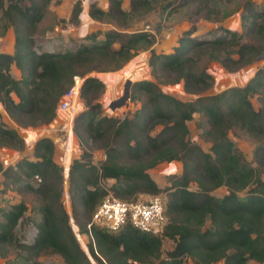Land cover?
<instances>
[{"label": "trees", "instance_id": "16d2710c", "mask_svg": "<svg viewBox=\"0 0 264 264\" xmlns=\"http://www.w3.org/2000/svg\"><path fill=\"white\" fill-rule=\"evenodd\" d=\"M122 1L108 0L106 11L92 2L88 15L93 20L108 18L120 23V19L142 16L153 8V0H130L127 12ZM197 1L201 8L218 14L208 6L213 0ZM50 3L0 0V26L3 31L11 26L14 32L13 53H0V103L19 126L46 124L55 117L73 76H80V97L88 109L76 121L84 124L90 140L101 141L98 147L103 148L105 158L98 164L92 162L89 139L82 138L75 123L82 154L68 169L71 215L63 204V169L53 159L50 138L35 142V160L21 158L8 167L0 162L5 183L31 193L40 215L33 242L21 243L15 229L26 212L25 202L0 207V256L15 245L25 253L23 264H45L37 257L46 251L59 254L65 264H92L73 235L69 224L72 217L81 235L89 237L88 251L99 264L264 262V68L257 69L244 86L206 94L215 80L207 71V63H201L206 56L227 70L251 64L264 51V7L251 0L243 3L240 20L246 40L241 32L226 28L195 37L193 24L183 31L172 52L150 49L148 65L155 81L142 79L132 84L131 99L139 101L140 107L120 119L91 111L104 83L90 74L120 69L142 44L150 47L154 36L148 31L111 29L87 34L75 50L37 51L34 32ZM81 10L77 0L71 8V23L79 22ZM210 13H205L208 19H212ZM12 64L20 70V79L10 74ZM179 83L196 98L185 101L161 88V84ZM257 93L263 98L255 109L250 97ZM196 112L209 124L204 131V139L211 143L208 152L188 137L187 122ZM156 126L161 129L152 134ZM235 128L257 141L253 156L259 167L253 166L229 139L228 131ZM0 147L21 150L24 141L15 129L0 123ZM165 162H180L182 172L171 175L169 184L159 187L148 170ZM107 180L114 181L108 188L102 185ZM191 183L196 184V190L190 189ZM220 187L227 193L216 197L212 192ZM241 191L246 195L239 196ZM109 196L127 204L159 197L163 203L159 231L139 230L130 217L115 229L95 222L96 211ZM164 239L172 240L174 246L161 258Z\"/></svg>", "mask_w": 264, "mask_h": 264}, {"label": "rangeland", "instance_id": "374dc122", "mask_svg": "<svg viewBox=\"0 0 264 264\" xmlns=\"http://www.w3.org/2000/svg\"><path fill=\"white\" fill-rule=\"evenodd\" d=\"M6 1L8 0H5V2ZM76 1L77 0H51L47 13L37 25L34 32L35 48L37 51L64 52L67 50H75L81 43L85 42L84 37L87 34L97 31L104 33L111 29L124 32L148 31L154 36V43L150 47L142 44L137 50L136 55L120 69L109 73L92 72L90 74L104 83L103 92L93 101V104H97L95 108L92 107L91 109L95 114L122 119L125 115L139 108L140 102H133L131 99V86L135 81L142 79L155 81L148 65L150 49H153L157 53L172 52L183 31L189 29L193 24L196 26V32L193 34L195 37H203L215 29L226 28L241 32L244 36V40L247 39L246 34L242 30L240 20L242 6L246 0H233L231 2L220 0L210 1L208 6L216 10L218 14L210 13L205 7L201 8V3L197 0H153V8L151 11L142 16L133 14L126 20L124 18L120 19V23H116L108 18L103 21L90 19L88 15L89 5L92 2H95L101 8L105 6V3L108 2V0H80L82 7L81 12H83L81 18L79 16V22L73 24L70 22L69 18L71 8ZM251 1H253L259 8L264 7V0ZM166 4L171 5L167 7ZM164 5H166V7H163ZM122 7L128 12L130 9V0H123ZM107 9L108 7L106 10ZM205 13H210L212 19H208L205 16ZM216 17L218 18L213 20ZM123 23L125 25H123ZM13 51L14 32L12 27L9 26L3 31L2 26H0V53L12 54ZM201 63H207V71L215 80L213 86L206 91V94H215L228 87L244 86L248 80L253 77L257 69L264 68V51L259 54L251 64L237 70H227L215 61H208L206 56H202ZM10 74L16 79L21 78V72L14 64L10 67ZM128 80H131L129 95L128 98L121 101V98L124 96V86ZM161 88L164 92L185 101H192L196 98V95L188 94L184 91L182 83L161 84ZM262 98V93H257L250 97V101L255 109H258L261 106ZM87 109L88 107L86 106L85 101L79 94L74 107L67 109V111H69L68 113H60L57 118L55 115V117L46 124L35 127H23L19 126L8 116L3 105L0 103V123L6 128L15 129L24 141V147L21 150L0 147V162L4 167H8L10 165H15L21 158L35 160L33 154L35 142L43 137L50 138L54 144L53 159L63 169V204L70 215L71 207L68 193V169L72 161L79 158L82 154V144L75 134L74 126L76 123L83 139H89L84 124L81 125L80 122L76 121V118ZM55 118L57 122H54ZM187 125L189 128L188 137L190 141L198 144L204 151L208 152L211 143L204 139V131L209 126L205 116L196 112L193 114L192 119L187 122ZM160 129L161 126H156L154 131H152V134L158 132ZM30 130H35L37 135L32 134ZM228 137L233 141L235 146L242 151L245 158L253 166L257 167L258 164L253 156L257 141L251 138L246 132L237 128L230 129L228 131ZM67 141L69 142V147H67ZM87 142L88 146L92 147V162L98 164L103 161L105 158L104 150L103 148L98 147L100 146L101 141L99 139H89ZM65 149L68 150L66 162L73 157L70 163H68L69 165L66 166L63 164L64 161L62 160ZM168 164L169 163L166 162L163 163V165L159 164L156 167L150 168L148 171L152 174L156 173L161 177L160 174H162L161 172L165 169L163 167ZM176 164L179 166V168L176 169V172L174 165L169 166L174 173L166 175V185L169 184L168 179H170L171 175H179L182 172V164L180 162H176ZM261 177L264 181V172H261ZM113 182V180H107L102 185L108 188ZM196 188L197 186L195 183L190 184L191 190H196ZM223 190L224 187L216 190L214 195L221 197L222 194H224ZM245 195V191L239 192V196L243 197ZM20 201L25 202L27 209L24 216L17 224L15 232L21 243H32L37 233L35 223L40 219L38 203L34 196L31 193H25L23 188L18 189V187L16 188L13 185H7L3 175L0 173V207L7 208ZM73 221L76 223L74 219ZM79 241L82 246L86 248L85 245H87L89 237L86 234H80ZM173 246L174 242L172 240L164 239L162 249L163 254L161 255V258H164V252L171 249ZM24 257L25 253L21 248L14 245L8 249L7 254L4 257L0 256V264H23L25 261ZM37 260L45 264H65L63 258L59 254L50 251L41 253L37 257ZM157 262L158 260H155V263ZM247 264H264V262L249 260Z\"/></svg>", "mask_w": 264, "mask_h": 264}, {"label": "built area", "instance_id": "2783aa9c", "mask_svg": "<svg viewBox=\"0 0 264 264\" xmlns=\"http://www.w3.org/2000/svg\"><path fill=\"white\" fill-rule=\"evenodd\" d=\"M82 78L73 76V84L63 95L57 111H67L72 108L80 94ZM67 170V169H66ZM163 203L159 197H152L144 201L127 204L114 196L107 197L95 213V222L115 229L122 226L127 217L131 224L145 232H158L162 223Z\"/></svg>", "mask_w": 264, "mask_h": 264}, {"label": "crops", "instance_id": "0c3cea01", "mask_svg": "<svg viewBox=\"0 0 264 264\" xmlns=\"http://www.w3.org/2000/svg\"><path fill=\"white\" fill-rule=\"evenodd\" d=\"M108 7V2H106L105 3V6H103V7H101L103 10H105L106 11V8ZM126 10V9H125ZM91 19V18H90ZM69 111H63V112H56V118H57V116H59L58 114H60V113H68ZM56 118L54 119V122H57V120H56ZM31 132H32V134H34V135H37V133H36V131L34 130V131H32V130H30ZM30 132V133H31ZM70 134H71V131H70ZM37 137V136H36ZM36 139V138H35ZM67 147H69V142L67 141ZM68 149V148H67ZM67 149H65L64 150V154H63V156H62V160L64 161L63 162V164L66 166V165H69L68 163H70V161L72 160V158L68 161V162H66V155H67V152H68V150ZM160 165H163V163L162 164H160ZM171 165H174L175 166V172H176V169L177 168H179V166H178V164H176V162L175 163H169L168 165H166L165 167H163V168H165L161 173L162 174H160L161 175V177L160 176H158L156 173L155 174H152V173H150V171H148L149 172V174L151 175V177L153 178V180L156 182V184L159 186V187H163L164 185H166L167 184V182H166V175H169L170 173H174V171H172V168L171 167H169V166H171ZM174 169V168H173ZM165 173V174H164ZM221 188H223V187H220V188H217V189H215L213 192H212V194L214 195L215 194V191L216 190H219V189H221ZM224 192V194H222V196H224L226 193H227V191H226V189L224 188V190H223ZM221 196V197H222ZM217 197V196H216ZM137 264V263H136Z\"/></svg>", "mask_w": 264, "mask_h": 264}, {"label": "water", "instance_id": "95a60500", "mask_svg": "<svg viewBox=\"0 0 264 264\" xmlns=\"http://www.w3.org/2000/svg\"><path fill=\"white\" fill-rule=\"evenodd\" d=\"M130 85H131V80H128L126 82V85L124 86L125 87L124 88V96L121 98V101L122 100H125V98H128V95H129V86ZM69 224H70V227H71V230L73 232L74 237L76 238L77 242L79 243V245L81 246V248L83 249V251L86 253V255L88 256V258L90 259L91 263L92 264H97L96 261L91 257V255H90V253L88 251L87 245H85L86 249H84L83 246L81 245V243L79 241V235L81 234L80 233V230H79V226L77 225V223H74L72 217L70 218Z\"/></svg>", "mask_w": 264, "mask_h": 264}, {"label": "bare ground", "instance_id": "6f19581e", "mask_svg": "<svg viewBox=\"0 0 264 264\" xmlns=\"http://www.w3.org/2000/svg\"><path fill=\"white\" fill-rule=\"evenodd\" d=\"M80 18H81V16H80ZM140 72V71H139ZM139 72H136V73H139ZM136 73H134V74H136ZM77 101V100H76ZM82 245V244H81ZM84 248V247H83ZM84 249H86V248H84Z\"/></svg>", "mask_w": 264, "mask_h": 264}]
</instances>
